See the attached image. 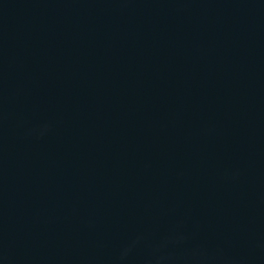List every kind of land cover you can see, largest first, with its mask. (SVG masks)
<instances>
[{
    "label": "water",
    "instance_id": "obj_1",
    "mask_svg": "<svg viewBox=\"0 0 264 264\" xmlns=\"http://www.w3.org/2000/svg\"><path fill=\"white\" fill-rule=\"evenodd\" d=\"M0 264H264V0H0Z\"/></svg>",
    "mask_w": 264,
    "mask_h": 264
}]
</instances>
